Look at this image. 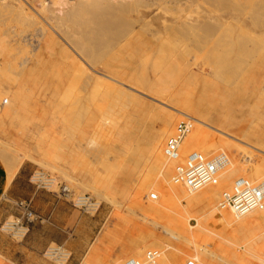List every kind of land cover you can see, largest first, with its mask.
Here are the masks:
<instances>
[{"label":"rangeland","instance_id":"obj_1","mask_svg":"<svg viewBox=\"0 0 264 264\" xmlns=\"http://www.w3.org/2000/svg\"><path fill=\"white\" fill-rule=\"evenodd\" d=\"M11 1L12 0H0V12L4 9L0 13V35L4 37L3 39L6 41V46L9 45L7 43L13 42V44L10 45L9 49H12V52L18 55L16 56L12 52H9L13 55L10 54L8 59H3V57H0V82L5 81L6 83H10V86L16 85L13 87L15 89L18 88V84L20 89L15 97L16 101H13V103L11 104L7 103V106H9L7 107L8 109L6 108V103L3 102L0 104V115L2 114L0 117V125L3 126H0V161L5 168L8 167L6 168V171H8L14 161H17V159L21 157L23 159L21 167H26V169L30 172V177L35 171L43 172L46 175L54 177L57 183H63L67 185L71 190V198H76L82 195H89L99 205V209L96 213L86 214L89 224L88 238L82 243H73L71 245L64 246L68 250V252L71 253V257L66 264H124L126 259L131 257L145 258V255L148 251H154L157 253L155 254V257L152 258V260L158 262V264H178L180 261H188L190 257L188 253L181 252L180 256L177 253V251L180 250L181 244L179 239L176 236H171L164 230V226L168 222L169 217H171L174 213H169L165 209L166 206L157 203V199L152 200L150 198V195L152 193H156L157 195L159 193H164V174L169 170H177L180 164L185 163V159L191 152H198L205 159L225 157L226 162L222 170L219 172L218 181L216 184L205 186L204 188L197 191L190 190V192L194 195L196 194V196H202V198L208 197V200H205L206 207L203 208V205L198 206L196 208V211H189L185 218L179 221L183 223L186 220L192 219V224H195L196 222L200 223L201 221L207 222L211 214L210 208L207 207V205H209L210 203L209 198H211L215 192H221L227 187V179L231 174L242 173L249 168L252 169L250 171L252 172V174H257V171L255 169L256 167H258V165L256 164L257 158L260 159V163L262 162V167H264V145L260 144V140L256 141V139H251V133H248L246 131L244 132V130H247V128L252 124V121H250V112L253 108L255 109L257 100L261 99L260 97H264V90L259 93L256 91L254 93L253 91V93H246L245 95L240 94L233 96L232 98L222 97L219 96L218 93L210 92L203 97V100L208 103L205 107L197 108L196 114L191 113L187 115L178 112V116L183 115V117H178L176 119L175 116L173 117L169 115L168 110L165 108L166 106L156 99L152 98L150 93H146L148 95L140 94L139 97L142 98L144 102H146V105L142 106L140 111L134 112V114H132L118 109V112L116 113V116L118 118V127L114 130L109 126H105L104 129L100 130L102 144L97 147V149L92 146H87L88 144L85 138L86 136H88V134L92 135L94 133V129L98 124L97 122H99L101 118V113H98L95 107L89 106V103H87V98L90 97H86L84 92L78 93L77 95H75V93L71 95V92H69L71 91L69 89L71 88V86L66 81H63L65 85H63V82L56 87L55 85H53V89L51 85L47 87L44 81V84L38 83L39 80L36 79V77L38 76L39 72L38 74L36 72L41 70V66L37 64L38 58L40 55H48L45 47L43 48V41H45L44 38L46 36L41 33L40 27L43 26L42 28L46 29L47 35H52L54 37L53 40L55 41V43L52 44L54 45V52L56 57H63V50L61 48L68 44L67 42H69L73 37H76V39L79 38L82 43H86V41L88 40L87 34L89 32L92 33L94 27V29H96L97 31L96 32L94 30L96 32V35L100 34L97 35L96 38H98L99 36L100 40H102L103 37H105V30L101 29V26L97 27L95 22H91L92 19L90 20V22H87L88 18H86V16H90L92 14L91 10H86L87 8H82V11H79L78 8L73 10L69 8L68 5H65L64 1L61 2L62 7L57 6L59 3L53 4L51 2L52 0L47 1H50L53 5H50V2H47L46 0L45 1L47 2V5L44 0H28V3L27 0ZM18 1L19 3L17 4ZM152 1L130 0L128 2V5L126 4V10L124 11V14L127 13L126 25H128L132 29L128 27L127 32L125 31V33H123L125 36L128 34V32H130V34H132L130 36L132 37L144 35L149 36V38H155L151 37L150 34H158L161 30L160 21H157L156 25L149 24V21L155 16H159V20H164L165 18L168 24L175 25L176 15L172 11H170V8H175L179 0ZM216 1L217 0H209V2L207 3V1L203 2L202 0H194V4L190 3V5H195L196 7L203 6L207 11L209 10L216 12L222 8L218 2L216 3ZM31 2L32 5H30ZM65 2L68 1L65 0ZM26 3L28 4V8L26 7L27 11H20L22 10L20 8V5L22 4L26 6ZM213 3L215 4V6L218 5L216 8H214V10L213 7L215 6ZM254 5L258 10H253L251 5L245 6L246 8L243 7L245 8L244 14H246V9L249 12L248 13L246 11L248 13V18L245 28L248 30L253 28L251 23L248 22L256 18L257 16L255 15L259 14V16H262L260 17L261 20H264V9L262 10V7L258 8L259 6L257 4H252V6ZM49 6L52 7L51 11V8L48 9ZM133 6H136V8H134L135 10L133 9ZM32 7L35 9V11L36 9L37 11L39 10L38 15ZM131 7L133 10L131 9ZM247 7L250 8L248 9ZM30 8L33 11H31ZM160 8H162L163 10ZM84 9L87 11L86 13L85 11H83ZM130 9L132 11H129ZM195 9L196 8H194V6H192L191 9L187 7L188 11ZM19 11L22 13L24 12L25 14H20ZM29 11L34 13L36 16L34 14L32 15V13ZM40 11H43L45 15ZM77 11L78 14L80 12L79 15L77 14ZM109 11L111 12V9ZM258 11L260 13H257ZM39 12L41 15L39 14ZM56 12L57 15L55 17ZM58 13H61V16ZM170 13L173 14L170 15ZM252 15H254L255 17ZM23 16L26 17L24 18L25 21L23 19ZM49 16H54V18H50ZM150 16H153V18H149ZM33 18H35L37 23L34 22ZM57 18L59 20H57ZM91 18H93L92 15ZM141 20L143 21L141 22ZM29 21L30 24H27ZM208 23L209 22H207V24L204 23L205 25L203 26L202 24H199L200 26H186L187 29L185 27L183 30L190 29L191 32L188 30L189 38L188 35H185L186 37L184 36V38L179 37V40L177 37L174 39V43L179 44L180 41V44H182L188 39L190 40L194 38V40H196V36L198 34L201 35L206 31H209L208 27H210L211 25L210 23L208 25ZM31 26L33 28H31ZM58 28L59 30H57ZM99 29L103 30L102 33H100L101 30ZM185 31L183 32L186 34V32L188 31ZM214 31L215 30L212 29V32ZM93 34L95 33L93 32ZM123 34L117 35V39L115 38V40H123V38L125 37L123 36ZM118 37H120V39ZM181 40L183 41L181 42ZM18 41L20 45L22 42V47L25 46L23 47V49L22 47L20 49L18 48L20 46L18 45ZM56 41L58 43H56ZM14 46L15 49L13 50ZM125 53L128 54L127 51H124V53H121L119 56L122 58L125 56L124 58H126L128 55L126 56ZM28 55H31L32 57L29 58ZM12 56L13 58H15V60H13ZM167 56H170V54ZM27 57L29 58V60L31 59V61H29ZM209 57L210 56L205 53V51L199 53L195 52L187 57H180V66H185L183 68L188 71L186 72L185 70L183 74L184 76L182 75L183 80L179 81L181 85L186 84L194 87L196 81L200 78H203V76V79L207 78V80L209 79V82H217L215 81V74L212 73L210 69L202 70V66L204 67V65L206 67L211 66L208 65L210 63L207 64L206 60V58H208L209 60ZM169 58H172V56L168 57V60H170ZM258 58L259 56H255L253 58V62H255L256 59L258 60L257 62H259L260 59ZM17 59H19L18 63L20 62L21 64L19 63L17 65V63H15L17 62ZM24 59H26L27 63L24 62ZM32 59L36 60L32 61ZM20 60H24V63ZM250 60L249 62L247 61V67L245 68V71L251 70L252 68V66L250 65V62L252 61ZM12 62H14L13 64L15 65L12 64L11 66L10 63ZM215 62L217 61L215 60ZM28 63H30V65ZM227 64L228 62L226 58H220L214 66L218 68H226ZM22 65H26V71H23L25 70V68ZM200 65L201 67H199ZM27 66H30V68H32H28V70ZM33 67L35 68L33 69ZM18 68L22 69L21 73H23L22 77H18L20 79L17 78L20 73L17 75L15 72L16 69V71L20 72ZM3 69L5 71H3ZM2 71L6 74H2ZM26 72H30L29 74L31 78L29 79L28 77L29 81L32 78H35L32 79L33 81L35 80L33 83L32 80L30 81L32 84L26 81ZM1 75H3V79ZM32 75L34 76L32 77ZM228 78L225 81L230 88L238 85L237 81L239 79L237 75L233 77L229 76ZM13 80H15V82ZM44 80L47 81L48 84L50 83L47 78ZM227 80L229 82H227ZM16 82L18 83L16 84ZM35 83H37V87L35 86ZM238 83H240V81ZM168 85L169 84L165 83L161 86ZM249 86L251 88L253 87V85ZM46 87L48 88V91L43 90L44 88L46 90ZM25 88L28 91H26ZM49 88L52 91L49 90ZM21 92L25 94H22ZM19 93H21L22 96H20ZM76 97L77 100L75 101ZM79 99L81 100L79 101ZM21 100H24V104ZM78 101L79 103H76ZM19 104L21 107L19 106ZM16 108L17 112L14 113V110H16ZM7 110H9L10 113ZM21 112L22 115H20ZM3 113H5V117ZM259 113V115L253 117L255 121L252 125L256 126L255 130H261L260 127H257V123L264 127V106L259 109ZM187 117L192 119L193 126L186 134L180 145L178 157L168 158L164 151L166 141L175 133L177 125ZM217 128L224 132H228L231 135H227ZM262 130L264 131V128ZM121 131L124 132V136L120 139L119 132ZM44 133H46L47 135ZM42 135L48 138L49 144H42L40 142H37L38 140L40 141V137ZM223 135L226 136L225 139L219 138V136ZM82 141L86 144V146H82ZM257 144L259 145L258 147H253V145ZM40 146H43V148H49V151H51V155L48 154L50 155H47L48 157L44 155L42 156L43 148L41 149L42 151H40ZM55 150H58V156H56ZM59 153H62V157ZM28 154H32L33 158L26 159ZM76 158H79L78 162L80 164H75L73 159ZM49 159H51V161L53 160L52 163H50ZM71 161H73V163ZM83 161L86 164L83 163ZM77 164H79V166H77ZM87 164L90 165L91 169ZM55 165L57 166V168ZM74 166L77 167L75 168ZM115 166H117V168H114ZM90 171L92 174L90 173ZM90 174H95V178H92ZM150 174L152 175L151 180L147 181V176ZM97 184H101L100 186L98 185L99 188L95 187ZM104 185L106 186L104 187ZM53 189L55 191H58L59 186L56 184ZM71 198H69L68 200L72 201ZM171 202L172 203L171 205H169V207L173 210L177 205V201L173 200ZM15 208L17 210V213H9L7 217L8 220H13L15 217L20 215V210L16 206V203ZM180 226H182V224ZM194 228H192L193 230H191V233L196 234V229ZM184 231L185 230H182V232ZM56 245L57 244L55 243L50 244V246ZM43 254L44 252L42 253V261L44 264H55L54 262L45 258Z\"/></svg>","mask_w":264,"mask_h":264},{"label":"bare ground","instance_id":"obj_2","mask_svg":"<svg viewBox=\"0 0 264 264\" xmlns=\"http://www.w3.org/2000/svg\"><path fill=\"white\" fill-rule=\"evenodd\" d=\"M2 1H5V0H2ZM12 1H14V0H12ZM46 1L44 0V2H46ZM50 1H47V2H50ZM62 1H64L65 5H68L69 8H71L73 10H75L76 8H78L79 11H82V8H85V9L87 8L86 9L87 11L91 10L92 14L91 13H89V14L92 15L94 20H93V18H91V15L90 16L87 15L88 16V17L86 16V18H88L87 22L88 21L90 22V20L92 19L93 21L91 20V22H95L97 27L101 26V29L105 30L104 31L105 34L103 33L105 37L102 36L103 37L102 40H100L99 36H98V38H96V36L100 35V34L96 35L97 31L93 27L92 31L95 34H93V32L91 33L88 31L89 32L87 34L88 40L87 41L85 40L86 43H82L79 38L76 39V37L75 38L73 37L74 39L72 38L73 39V40L71 39L72 41L70 40L69 42H67L68 44H66V45L64 44L65 45L64 47L62 46L63 48H61V49L63 50L62 51L63 57H56L55 52H54V45L52 44V43H55V41L53 40L54 37L52 35L51 36L47 35L46 29H43L42 28L43 26H41L40 27L41 33L46 36L44 38L45 41H43L44 42L43 48L45 47V49L48 52V55H46V56L40 55L39 56L37 64H39L41 66V70L37 71V72L35 71L37 74L39 72L38 76L36 75L38 78L36 76L35 77H36V79L39 80L38 83H43V81H44L45 85H47V87L51 85L52 89L54 88L53 85H55V87H56V86H59L60 83L62 84L63 81H66L71 86V88H69L71 90V91H69V92H71V95L74 93H75V95H77L78 93L84 92L86 97L87 96L90 97V98H87V100H88L87 103H89L90 107L91 106L95 107L97 109L96 111L98 113H101V118H100L99 122H97L98 124L96 125V128H95L96 131L94 129V133L92 135L88 134V136H86L85 139L87 140V144H88L87 146H92V147L97 149V147H99L102 144V139L100 136V130L104 129L105 126H109L111 129H114V130L118 127V118L116 116L118 109L132 113V114H134V112L140 111L142 106L146 105V102H144V100H142V98L139 97L140 94L148 95L146 93H150L151 97L156 99L157 101L161 102L162 104H164L166 106L165 108L168 110L169 115H171L173 117L175 116V119H176L178 117H183V115L181 116L180 114H179L180 116H178V112H181V113H184L187 115H189L191 113L196 114L197 108L205 107L208 103H206L203 100V97L206 96V94L210 93V92L218 93L219 96H222V97L232 98L233 96H236V95H240V94L245 95L246 93H253V91H254V93H255V91L259 93V92H262L264 90V54H263V50H264V20H261L260 17H262V16H259V14L255 15L258 18L256 17V18L252 19L250 22H248V23H251V25L253 27V28L248 30L245 28L247 25V18H248V13H249L247 11V9L245 10L246 14H244V9L246 8L245 6L251 5L253 10L257 9L255 7V5L252 6V4H257L259 6L258 8L262 7L261 9L263 10L264 9L263 8L264 7V0H217L216 3L218 2L222 8L220 9L221 11L218 10L216 12L209 11V10L207 11V10H205V8L203 6H197L196 7L195 5H192V6H194V8H196L195 10L188 11L187 7L189 9H191L192 6L190 5V3H193L194 0H179L177 2V6L175 8H172V9L170 8V11H172L176 15L175 16L176 17L175 25L174 24H168L164 17H163L164 20H162V19L159 20V16H155L154 18H153V16L149 17V18H153L150 21L148 20L149 24L156 25L157 21L161 22V23L159 22L160 27H161L160 32L158 34L157 33L156 34H150L151 37H155V38H149V36H144V35H138V36L132 37V36H130V35H132V34H130V32H128V34L126 36L123 34V33H125V31L127 32L128 27H129L128 25H126L127 13L124 14V11L126 10V4L128 5V2L130 0H70V1L67 0L68 2H65V0H52L51 2L53 4L59 3L57 6H61ZM202 1L203 2L207 1V3L209 2V0H205V1L202 0ZM47 2H46V5H47ZM51 2L49 4L53 5ZM18 3H19V1L17 2V4ZM27 3H28V0H27ZM27 3L25 4L26 6L22 5L23 3L20 5V8L22 9L20 11H25L28 8ZM8 5H10V4H8ZM30 5H32V2ZM164 5H165V3H164ZM186 5H187V7H186ZM214 6H215V4H214ZM217 6L213 7V10ZM243 7H245V8H243ZM49 8H51L50 9V11H51L52 7L49 6L48 9ZM134 8H136V6L135 7L133 6V9ZM85 9L83 11H85V13H86L87 11ZM110 9H111V12L109 11ZM131 9H132V7H131ZM131 9L129 11L133 10V9L132 10ZM160 9H162V8H160ZM3 10H1V12ZM31 11H33V10L31 9ZM31 11H29V12H31ZM34 11H35V9H34ZM38 11H37V9L35 11V12H37V15H38ZM54 11H55V9H54ZM259 11L257 13H260ZM40 12L43 13V11H40ZM40 12H39V14H40ZM23 13L20 12V14H23ZM137 13H135V14H137ZM173 13H170V15ZM33 14L34 13H32V15ZM77 14H78V11H77ZM79 14H80V12H79ZM263 14H261V15H263ZM56 15H57V12L55 14V17H56ZM59 15L61 16V13ZM252 16H254V15H252ZM28 17H29V14H28ZM51 17L54 18V16H51ZM24 18H26V17L23 16V19ZM35 18H33L34 22L37 23ZM57 20H59V19L57 18ZM143 20H141V22ZM24 21H25V19H24ZM138 21H140V20H138ZM138 21H137V23H138ZM207 22H209L210 25L212 26V27L210 26L211 31H210V27L207 26L209 28V31H206L205 33H203L201 35L198 34L199 36L198 35L196 36V40H194L195 38L190 39V40L188 39L189 38L188 33H189L190 29H188L189 31L186 29L189 25L194 26V25H199V24L201 25L202 24V26H203V25L207 24ZM209 23H208V25H209ZM27 24H30V21ZM55 24H56V21H55ZM90 24H92V23H90ZM93 25H94V23H93ZM46 26H48V25H46ZM185 27H186L185 30L188 32L183 30ZM31 28H33V27L31 26ZM59 28H61V27H59ZM59 28L57 30H59ZM129 28H131V27H129ZM189 28H192V27H189ZM101 29H99V30H101ZM212 29L215 31L212 32ZM103 30H101L100 33H102ZM196 30H198V29H196ZM131 31H133V30H131ZM134 31H135V29H134ZM183 31H185L186 34ZM122 34H123V36H125L124 38L122 37L123 40H121L120 37H118L120 40L116 41L115 40V38L117 39L116 36L122 35ZM156 35H158V36H156ZM185 35H188L187 41H185L182 44H180V41H179L180 45L174 43L175 38L178 37V40H179V37L184 38ZM16 36H17V33H16ZM6 37H7V35H6ZM3 38L4 37H2V35H0V57H3V59L4 58L8 59L10 54H12V53L15 54L14 52H12V49L11 50L9 49L10 45H12L13 42L12 43L10 42L11 44L7 43V44H9V45H7L8 46V48H7L6 41ZM82 39H84V38H82ZM32 41H34V40H32ZM52 41H54V42H52ZM182 41L183 40H181V42ZM175 42H177V41H175ZM18 43H19V41H18ZM56 43H58V42L56 41ZM18 45H20V43ZM21 45H22V42H21ZM21 45L18 47L19 49L22 47ZM15 46H14L13 50L15 49ZM40 46H42V45H40ZM23 47H25V46H23ZM23 47H22V49H23ZM39 50H40V48H39ZM39 50H38V52H39ZM124 51L128 52V54L125 53L126 56L128 55L126 58H124L125 56L123 58L119 56L121 53H124ZM202 51H205V53H207L210 56L209 60H208V58H206V60H207V64L210 63L208 65H211L209 67L208 66L206 67L202 63L204 65V67L202 66V70H209L210 69L212 71V73L215 74V77H216L215 81H217V82H213V83L209 82V79L207 80L206 77H205L206 79H203L204 78V76H203V78H200L196 81V84L194 85V87L186 85V84L181 85V83L179 81L183 80L182 75L184 74L186 69L183 68L185 66H183V67L180 66V63H179L180 57H182V56L187 57V56H189L195 52L199 53ZM9 52H12V53H9ZM169 54H170V56H167ZM60 56H61V54H60ZM171 56L173 59L169 58L170 60H168V57H171ZM255 56H259V58H258V59H260L259 62H257L258 61L257 59L255 61L256 63L253 62L254 61L253 58ZM30 57H32V56L30 55L29 58ZM10 58H11V56H10ZM12 58H13V56H12ZM29 58H28V60H29ZM220 58H226L227 59L228 64H227L226 68H218V67L214 66L218 62V59H220ZM3 59H2V61H3ZM250 59H252V60H250ZM13 60H15V58H13ZM18 60L19 59H17L16 60L17 62H15V63H17V65L20 63V62L18 63ZM24 60H22V61L20 60V61L26 62V59H24ZM33 60H36V59H32V61ZM215 60L217 62H215ZM249 60L253 62V63L250 62L251 63L250 65L252 66V68H251V70L245 71V68L247 67V61L249 62ZM29 61H31V59ZM9 62H10V60H9ZM13 63L14 62L10 63L11 66ZM182 63H181V65H182ZM28 64L30 65V63H28ZM13 65H15V64H13ZM32 65H33V62H32ZM23 67L25 68V70H23V71H26V65ZM199 67H201V65ZM28 68L31 69L32 67L30 68V66H27V69ZM34 68L35 67H33V69ZM0 70H1V68H0ZM16 70H15V72L17 75L19 73L21 74V76L19 74V76H17V78L22 77V75H23V73H21L22 69L18 68V70L20 72H18ZM3 71H5V70L3 69ZM186 72H188V71L186 70ZM4 73L5 72H3L2 74H4ZM29 73L26 72L27 75L25 77V78H27L26 81H28V83L32 79H35V78H32L29 81V79L31 78ZM200 73H201V71H200ZM16 74H15V76H16ZM236 75L239 79L237 81L238 85L233 86V88H230L229 85H227L225 80L229 76L233 77ZM1 76L3 79V75H1ZM33 76L34 75H32V77ZM6 77H7V75H6ZM28 77H29V79H28ZM46 78L50 82L49 84L47 83V81L44 80ZM18 79H20V78H18ZM15 80H13V81L15 82ZM34 81L32 80V83ZM239 81H240V83H238ZM23 82H25V81H23ZM227 82H229V81L227 80ZM17 83L18 82H16V84ZM32 83L30 82V84H32ZM165 83H167L169 85L168 86H161V85H164ZM9 84L10 83H6L5 81L0 82V104L3 102L6 103L5 104L6 108L9 107V106H7V103L11 104V103H13V101H16L15 97L18 94L19 89H20L18 84H17V87H18L17 89L13 88L16 85L10 86ZM36 84L37 83H35V86H36ZM63 85H65L64 82H63ZM66 85H67V83H66ZM249 85H253V87L251 88ZM40 87H41V85H40ZM47 87H46V90H45V88L44 89L41 88V89H43L44 91H48ZM60 87H61V85H60ZM62 88H63V86H62ZM25 90H26V88H25ZM49 90H51V89L49 88ZM26 91H28V90H26ZM21 93H19L20 96H22V94H25V93H22V94ZM150 94H149V96H150ZM30 98H31V96H30ZM260 98L261 99L256 98L258 100H257V103L255 104V109L253 108L250 112V116H251L250 121H252V124H254V121H255V119H253V117L256 115H259L260 114L259 109H261L264 106V101H263L264 97L263 98L260 97ZM76 100H77V97H76L75 101ZM80 100L81 99H79V101ZM21 101H23V104H24V100H21ZM79 101L76 103H79ZM17 102H19V101H17ZM25 104H26V102H25ZM19 106H20V104H19ZM0 109H1V105H0ZM9 110H7V111L9 112ZM14 111H15L14 113H16L17 108ZM4 114L5 113H3V115ZM1 115H0V117H1ZM20 115H22V112ZM4 117H5V115H4ZM251 125H250V127L247 128V130L245 129L244 132L246 131L248 133H251V135H250L251 139H253V140L256 139V141L260 140L261 143L260 142L259 143L261 145H264V131L262 130L264 127L257 123L256 124L257 127H260L261 130H259V129L255 130L256 126H253V125L251 126ZM0 126L3 127L2 125H0ZM218 130H220V129H218ZM220 131L227 134V135H231L228 132H224L222 130H220ZM44 134H46V133H44ZM119 134H120L119 135L120 139L123 138L124 132L121 131V132H119ZM219 138L225 139L226 136L225 135L219 136ZM53 141H54V139H53ZM37 142H40L42 144H47L48 138L46 136L42 135L40 137V141L38 140ZM83 145L86 146V144L84 142H83L82 146ZM258 146H259L258 144L253 145V147H258ZM40 147H41L40 151L43 150L42 156L43 155L47 156L48 154L51 155V151H49L50 150L49 148H43V146H40ZM58 150L57 151L55 150L56 156H58V153H57ZM61 150H63V149H61ZM82 153H84V152H82ZM84 154H86V153H84ZM50 155H48V156H50ZM66 156H68V155H66ZM66 156H64V157H66ZM61 157H62V155H61ZM28 158H30V159L33 158V155L28 154L26 159H28ZM49 158H51V157H49ZM186 159H185V161H186ZM49 160H50V163H52L53 160L52 161H51V159H49ZM69 160H70V158H69ZM73 161L75 162V164L79 163L78 162L79 158L73 159ZM73 161H71V162L73 163ZM22 162H23V159L21 157H19L17 159V161L15 160L14 163L11 165V167L8 169V171H7L8 184L7 185H10L11 182L13 181V179L15 178V176L18 174ZM83 163H85V162L83 161ZM261 163H260V159L257 158L256 164L258 165V167L255 166L257 174L253 173L254 174L253 175L252 172H250L252 170L250 168L248 170L242 172V173L231 174L227 179V187L221 192H215L213 194V196L211 198H209L210 203H209V205H207V207L210 208V210H211L209 220L207 222L201 221L200 223H197L194 220L196 222L195 224L191 223L192 219L186 220L183 223H181L179 221L181 219H184L189 211H196V208L198 206L203 205V208H205L206 207L205 200H208V197L202 198V196H196V194L195 195L192 194L190 192V189L187 187V185H185L181 180H178L176 178L177 170H169L164 174L165 176L163 177L164 178L163 181H164L165 191H164V193L158 194V199H157L158 202L157 203H160L161 205L166 206L165 209L169 213H174L171 217H169L168 222L164 226V230L167 233H169L171 236H176L179 239V241L181 243L180 244V250L177 251L179 256L181 255V252L188 253L190 256L188 261H195L197 264H218V263L219 264H264V209L251 212V213L244 215V216H238L234 213V211L231 207L222 206V204H221V202L223 201L224 193L230 191V189L233 186L234 181L237 178H241V177L247 178L250 180V182L253 185H257V184H263L264 185V173H263L264 167H262L263 164H261ZM79 164H77V166H79ZM183 164H180V165H183ZM48 166H50V165H48ZM85 166H84V168H85ZM88 166L90 168V165H88ZM6 168H8V167H6ZM56 168H57V166H56ZM114 168H117V166H115ZM73 171H75V170H73ZM81 171H83V170H81ZM90 173H91V171H90ZM94 175L95 174L91 175L92 178L93 177L95 178ZM151 176H152L151 174L147 176V181L151 180ZM98 183H100V182H98ZM98 185L99 184H97L95 187H98ZM106 185H104V187ZM6 187H5V189H8ZM97 191H99V190H97ZM173 200L177 201V205L172 210L169 207V205H171V203H172L171 201H173ZM157 206H158V204H157ZM181 224H182V226H180ZM192 228L196 229V234L191 233V230H193ZM182 230H185V231L182 232ZM186 241L187 242L189 241L188 242L189 244ZM188 261H182V262L180 261V262H181V264H187ZM180 262L178 264H180ZM105 263H107V262H105Z\"/></svg>","mask_w":264,"mask_h":264},{"label":"built area","instance_id":"obj_3","mask_svg":"<svg viewBox=\"0 0 264 264\" xmlns=\"http://www.w3.org/2000/svg\"><path fill=\"white\" fill-rule=\"evenodd\" d=\"M192 119L187 117L176 127L175 133L168 138L165 144V154L168 158H177L180 145L192 128ZM225 157L205 159L198 152H191L183 165L177 168L176 178L181 180L190 190L197 191L205 186L216 184L219 172L224 167ZM31 182L38 188L46 191L58 193L67 199L71 198V190L63 183H57L52 176L43 172L35 171L31 177ZM59 186L55 191L53 187ZM152 200L158 199L156 193L150 195ZM71 202L77 209L85 214H94L98 211V203L89 195H82L71 198ZM264 185H253L247 178H237L229 192L224 193L222 206H229L238 216H244L251 212L264 209ZM16 206L20 210V215L13 220H6L1 225V231L17 241L23 240L29 232L30 224L37 219L29 201H17ZM157 254L154 251H148L145 258L131 257L126 259L124 264H158L152 260ZM44 257L55 264H66L71 253L62 246H49L44 251ZM151 256V257H150ZM187 264H197L195 261H188Z\"/></svg>","mask_w":264,"mask_h":264},{"label":"crops","instance_id":"obj_4","mask_svg":"<svg viewBox=\"0 0 264 264\" xmlns=\"http://www.w3.org/2000/svg\"><path fill=\"white\" fill-rule=\"evenodd\" d=\"M7 177L6 168L0 161V264H44L42 253L50 244L65 246L82 243L88 238L87 215L66 197L38 189L31 182L30 172L25 166L21 167L10 185H7ZM17 201H29L37 215L21 241L1 231L9 213H17Z\"/></svg>","mask_w":264,"mask_h":264}]
</instances>
